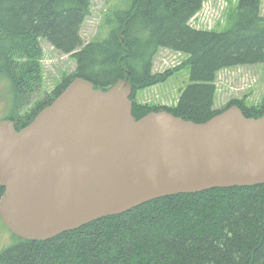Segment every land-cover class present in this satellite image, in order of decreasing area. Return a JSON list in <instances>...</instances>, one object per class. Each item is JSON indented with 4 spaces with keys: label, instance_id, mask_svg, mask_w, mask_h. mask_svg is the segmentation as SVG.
Listing matches in <instances>:
<instances>
[{
    "label": "trees",
    "instance_id": "16d2710c",
    "mask_svg": "<svg viewBox=\"0 0 264 264\" xmlns=\"http://www.w3.org/2000/svg\"><path fill=\"white\" fill-rule=\"evenodd\" d=\"M204 1L121 0L128 9L108 11L101 34L85 43L81 28L92 0H0V90L12 95L5 119L17 130L26 127L76 78L102 90L129 79L134 100L137 91L172 76L154 73L160 49L188 56L183 68L190 84L173 107L134 101L137 120L166 111L206 123L232 106L247 118L264 117L263 110L251 112L238 100L216 110L214 85L225 68L264 64L263 0H238L225 32L190 24ZM42 40L69 55L76 69L23 114L41 85ZM3 194L0 188V199ZM14 237L17 242L0 255V264H264V185L154 200L48 241Z\"/></svg>",
    "mask_w": 264,
    "mask_h": 264
},
{
    "label": "water",
    "instance_id": "95a60500",
    "mask_svg": "<svg viewBox=\"0 0 264 264\" xmlns=\"http://www.w3.org/2000/svg\"><path fill=\"white\" fill-rule=\"evenodd\" d=\"M132 89L76 78L20 131L0 121V218L15 236L48 241L154 200L264 185V117L232 106L203 124L137 120Z\"/></svg>",
    "mask_w": 264,
    "mask_h": 264
},
{
    "label": "rangeland",
    "instance_id": "374dc122",
    "mask_svg": "<svg viewBox=\"0 0 264 264\" xmlns=\"http://www.w3.org/2000/svg\"><path fill=\"white\" fill-rule=\"evenodd\" d=\"M237 2L238 0H205L202 10L193 18L192 25L205 30L223 32L230 30L231 15ZM128 7L121 0H92L91 15L81 28L85 43L94 41L101 34L102 21L108 11L126 10ZM261 10L264 16V0ZM109 31L110 29L107 28L106 36L101 39H105ZM39 58L41 85L33 93L32 103L22 111L23 114L32 111L46 94L54 90L58 82L71 75L76 69V63L69 55L54 49L45 40L41 41ZM187 59L188 57L181 53L160 49L154 61V72L161 74L171 72L172 76L166 82L159 84V89L154 92L145 95L143 91H139L138 100L143 99L146 107L151 108L173 105L180 91L190 84L189 73L183 68ZM216 85L219 89L216 94L217 110H224L230 102L238 100L251 112L264 111V64L225 68L218 73ZM8 94H10L8 89L0 90V120H4L10 110L12 95L10 94V100ZM16 242L17 239L0 218V255Z\"/></svg>",
    "mask_w": 264,
    "mask_h": 264
},
{
    "label": "bare ground",
    "instance_id": "6f19581e",
    "mask_svg": "<svg viewBox=\"0 0 264 264\" xmlns=\"http://www.w3.org/2000/svg\"><path fill=\"white\" fill-rule=\"evenodd\" d=\"M190 24H192V22L190 23ZM159 86L160 85H158V86H153V87H150V88H148V89H146V90H142L144 93H145V95L146 94H148V93H151V92H154L155 90H158L159 89ZM107 90V89H106ZM138 92L139 91H137L136 92V98L134 99V100H132L131 99V97H132V95H133V89H132V94H131V97H130V101L132 102V105L134 104V101H136V102H138L139 104H143V105H146L145 104V102L143 101V97L141 98L142 99V101H139L138 99H140L137 95H138ZM60 96V95H59ZM59 96H57L54 100H56ZM149 99V98H148ZM147 99V100H148ZM146 100V101H147ZM166 112V111H165ZM166 113H168V112H166ZM170 114V113H169ZM172 115V114H171ZM175 117V116H174ZM177 118V117H176ZM179 119H182V120H185V119H183V118H179ZM185 121H190V120H185ZM190 122H193V121H190ZM193 123H196V122H193ZM196 124H203V123H196ZM18 129V128H17ZM20 130V129H19Z\"/></svg>",
    "mask_w": 264,
    "mask_h": 264
}]
</instances>
